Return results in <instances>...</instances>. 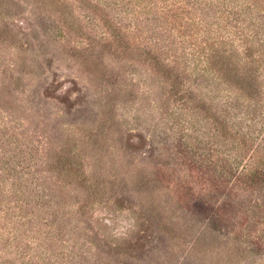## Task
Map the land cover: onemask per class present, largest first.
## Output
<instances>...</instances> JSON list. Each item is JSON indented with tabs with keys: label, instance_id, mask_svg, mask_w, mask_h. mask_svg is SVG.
<instances>
[{
	"label": "rangeland",
	"instance_id": "obj_1",
	"mask_svg": "<svg viewBox=\"0 0 264 264\" xmlns=\"http://www.w3.org/2000/svg\"><path fill=\"white\" fill-rule=\"evenodd\" d=\"M218 2L0 0V264H264V105L221 115L191 37L264 18Z\"/></svg>",
	"mask_w": 264,
	"mask_h": 264
},
{
	"label": "trees",
	"instance_id": "obj_2",
	"mask_svg": "<svg viewBox=\"0 0 264 264\" xmlns=\"http://www.w3.org/2000/svg\"><path fill=\"white\" fill-rule=\"evenodd\" d=\"M133 6V11L143 14L145 9L149 10L152 14V19L158 22L157 18H163L171 24L175 20V15L170 14L174 9H187V3H191L196 0H128ZM185 1V2H184ZM207 2H216L219 7L218 1L221 0H206ZM227 4L236 3L238 0H225ZM244 4L250 3L253 8L257 9L264 18V0H243ZM145 2V3H144ZM260 3V4H256ZM261 5L260 8L258 6ZM245 9H250V6H245ZM223 10V9H222ZM222 10L217 11L213 14L214 19L225 21L228 16L225 15ZM226 11V10H225ZM254 18V23L258 24ZM159 23V22H158ZM158 26V25H157ZM226 29L232 27L230 32L220 31L218 28L205 29V32L200 34H191V37H195L196 42H199L200 38L205 35L206 39L203 38L204 44L202 45V65L201 69H210V74L215 76L217 82H213V87L217 89L208 88L211 91H219V98L231 104L230 107H216L221 115L228 114L229 110L234 108L240 109L237 115L243 112H250L256 110L257 105H264V50L258 48L264 44V38L258 40L260 31L254 29L251 34L244 33L243 30H239L237 26H229L226 23L223 27ZM173 29L179 28L175 23L172 24ZM263 28V27H262ZM208 36V37H207ZM202 40V41H203ZM236 60L233 61V59ZM232 59V61H231ZM250 64V66L247 65ZM246 76L249 80L254 82L253 86H241L238 75ZM207 87V85H206ZM210 92V93H213ZM213 100V99H211ZM221 102V101H220ZM237 104L234 106V104ZM232 108V109H231ZM228 109V110H227ZM203 110H205L203 108ZM236 115V116H237ZM255 173V172H254ZM254 173H252L254 175Z\"/></svg>",
	"mask_w": 264,
	"mask_h": 264
}]
</instances>
